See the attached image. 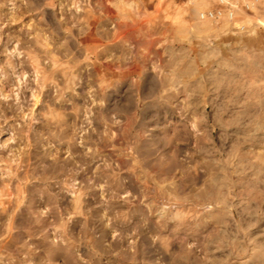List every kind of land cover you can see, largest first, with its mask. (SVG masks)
<instances>
[{
	"label": "rangeland",
	"instance_id": "rangeland-1",
	"mask_svg": "<svg viewBox=\"0 0 264 264\" xmlns=\"http://www.w3.org/2000/svg\"><path fill=\"white\" fill-rule=\"evenodd\" d=\"M211 5L0 0V264H264V0Z\"/></svg>",
	"mask_w": 264,
	"mask_h": 264
},
{
	"label": "built area",
	"instance_id": "built-area-1",
	"mask_svg": "<svg viewBox=\"0 0 264 264\" xmlns=\"http://www.w3.org/2000/svg\"><path fill=\"white\" fill-rule=\"evenodd\" d=\"M261 0H212V5L201 12V19L237 21L238 17L254 11ZM245 29V26L242 25Z\"/></svg>",
	"mask_w": 264,
	"mask_h": 264
}]
</instances>
